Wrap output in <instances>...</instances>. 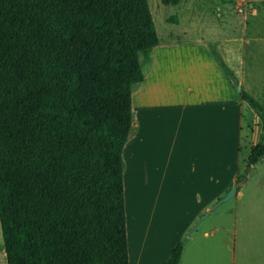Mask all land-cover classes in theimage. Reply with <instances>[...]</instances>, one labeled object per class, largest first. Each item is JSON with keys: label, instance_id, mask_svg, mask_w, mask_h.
Segmentation results:
<instances>
[{"label": "trees", "instance_id": "trees-1", "mask_svg": "<svg viewBox=\"0 0 264 264\" xmlns=\"http://www.w3.org/2000/svg\"><path fill=\"white\" fill-rule=\"evenodd\" d=\"M158 41L147 0H0L6 264H128L123 150L139 56ZM263 153L264 134L237 188ZM182 246L166 264L179 263Z\"/></svg>", "mask_w": 264, "mask_h": 264}, {"label": "rangeland", "instance_id": "rangeland-1", "mask_svg": "<svg viewBox=\"0 0 264 264\" xmlns=\"http://www.w3.org/2000/svg\"><path fill=\"white\" fill-rule=\"evenodd\" d=\"M147 2L159 41L147 54H140L144 78L132 86V111L137 123L133 126L132 122L128 145L123 150V181L128 201L141 186L144 157L149 171L161 159L172 163L175 169L186 168L190 176L189 160L185 165L182 162L186 159L179 161L176 157L181 151L192 150L195 137L199 142L202 134L213 138L217 156L219 151L225 156L234 139L240 150L233 160L239 164L238 173L242 172L253 137L245 138L250 133L246 127L243 133L240 131L245 113L227 99H231L234 91L230 81L242 79L244 90L248 86L250 94L260 98L259 84L264 78V0ZM142 94L145 99L138 100ZM198 105L200 109L195 113L192 108ZM139 115L145 119L141 121ZM255 119L261 124L262 136L264 117ZM222 138H229L230 143H223ZM217 160L226 163L228 156H219ZM248 180L249 177L241 187ZM233 199L213 211H219ZM206 212L198 216L188 232L206 223L210 212L200 220ZM0 264H6L1 231Z\"/></svg>", "mask_w": 264, "mask_h": 264}, {"label": "crops", "instance_id": "crops-1", "mask_svg": "<svg viewBox=\"0 0 264 264\" xmlns=\"http://www.w3.org/2000/svg\"><path fill=\"white\" fill-rule=\"evenodd\" d=\"M230 85L234 91L227 99L245 113L240 131L243 127L249 129L245 138L253 137L251 147L262 137L261 124L255 119L258 115L240 97L243 80L232 79ZM244 91L252 96L250 87ZM258 92L260 98L252 97L264 108V78ZM199 106L192 110L198 112ZM243 112L240 111L241 118ZM139 116L141 121L145 119L144 115ZM132 122L136 126L134 110ZM222 142L230 140L222 138ZM233 143L225 156L219 151L221 158L228 156V162L220 163L213 138L202 134L198 142L195 137L192 150L181 151L176 157L179 161L186 159L182 162L185 165L189 160L190 176L186 168L175 169L172 163L161 159L149 171L145 157L142 158L141 186L129 201L124 191L128 264H166L179 240H183V246L178 264H264V153L253 166L249 180L237 188L232 203L210 212L204 225L188 232L199 215L208 211L234 183L237 185L239 164L233 157L238 156L240 147L234 139Z\"/></svg>", "mask_w": 264, "mask_h": 264}, {"label": "water", "instance_id": "water-1", "mask_svg": "<svg viewBox=\"0 0 264 264\" xmlns=\"http://www.w3.org/2000/svg\"><path fill=\"white\" fill-rule=\"evenodd\" d=\"M237 191V185L234 183L229 190L221 197L219 198L210 208L209 210L200 217L201 219H204L210 211H213L217 206H219L221 203L226 202L230 200L232 197H234L235 193Z\"/></svg>", "mask_w": 264, "mask_h": 264}, {"label": "bare ground", "instance_id": "bare-ground-1", "mask_svg": "<svg viewBox=\"0 0 264 264\" xmlns=\"http://www.w3.org/2000/svg\"><path fill=\"white\" fill-rule=\"evenodd\" d=\"M144 88H145V87H144ZM141 91H142V88H141ZM143 91H144V90H143ZM136 92H137V91H136ZM144 93H145V92H144ZM134 94H136V93H134ZM140 96H141V95H140ZM142 96H143V94H142ZM141 99H145L144 96L141 97V98H138V100H141ZM139 104H140V103H139ZM140 105H141V104H140ZM137 106H138V105H137ZM137 110H138V108H137ZM139 110H140V109H139ZM136 112H137V111H136ZM126 144H127V143H126ZM127 145H128V144H127ZM127 147H128V146H127ZM125 149H126V150H125V152H126L128 148H125ZM128 151H129V150H128ZM125 152H124V153H125ZM126 153H129V152H126ZM123 157H124V156H123ZM128 157H129V156H128ZM124 158H125V157H124ZM126 159H127V158H126ZM123 162H124V161H123ZM123 164H124V163H123ZM123 167H124V166H123Z\"/></svg>", "mask_w": 264, "mask_h": 264}]
</instances>
